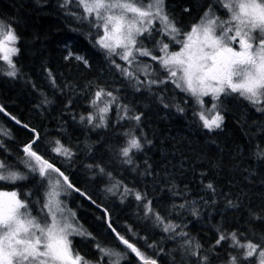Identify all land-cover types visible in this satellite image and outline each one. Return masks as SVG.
I'll return each instance as SVG.
<instances>
[{
	"label": "trees",
	"instance_id": "obj_1",
	"mask_svg": "<svg viewBox=\"0 0 264 264\" xmlns=\"http://www.w3.org/2000/svg\"><path fill=\"white\" fill-rule=\"evenodd\" d=\"M82 5L0 0L16 45L11 63L0 57V106L17 120L0 112V189L16 190L30 219L46 216L43 199L68 191L85 230L74 244L85 235L91 256L114 247L127 264H256L264 251V101L222 96L213 106L221 120L207 127L198 99L164 67L149 73L157 59L125 60L120 48L102 46V17ZM161 7L174 37L227 15L222 0ZM152 26L136 45L157 57L169 42L163 33L158 45L146 41L160 32Z\"/></svg>",
	"mask_w": 264,
	"mask_h": 264
},
{
	"label": "rangeland",
	"instance_id": "obj_2",
	"mask_svg": "<svg viewBox=\"0 0 264 264\" xmlns=\"http://www.w3.org/2000/svg\"><path fill=\"white\" fill-rule=\"evenodd\" d=\"M80 2L86 12L102 17L97 19L102 21L103 31L98 38L102 46L120 48L125 60L138 54L157 59L156 66L149 65V73L158 75L164 67L172 80L198 99L207 127H214L221 120L215 108L221 107L222 96L236 92L253 101H264V3L261 0H222L224 14L227 12L225 18L205 17L181 37H174L168 21L162 18L163 0H147L145 5L120 0ZM156 18L162 22H154ZM155 23L160 32L156 36L148 35L146 41L152 39L158 45L163 33L169 42H162L166 46L160 47L161 54L157 57L153 49L136 45L137 36ZM15 51V37L0 21V57L11 63ZM134 67L141 69L137 64ZM57 192L49 201L40 202L38 210L45 211L46 216L30 219L21 209L19 193L0 189V264H69L66 259L73 257L69 238L84 234L85 230L78 226L75 212L69 206L71 194ZM79 244L83 251H91L85 235L79 237ZM98 256L106 257V261L79 259L78 264H127L123 249L104 247L99 249ZM259 256L256 264H264V251Z\"/></svg>",
	"mask_w": 264,
	"mask_h": 264
},
{
	"label": "flooded vegetation",
	"instance_id": "obj_3",
	"mask_svg": "<svg viewBox=\"0 0 264 264\" xmlns=\"http://www.w3.org/2000/svg\"><path fill=\"white\" fill-rule=\"evenodd\" d=\"M69 248L71 249L70 251L72 252V256H69L66 260L67 263L69 264H78V260H83V259H95L97 260V258H99V261L102 260V257L96 255V256H91L90 253H92V251L90 252H86V251H83V248L81 246H76L74 244V241H73V236L69 238ZM90 247V246H89ZM64 255H67L66 253Z\"/></svg>",
	"mask_w": 264,
	"mask_h": 264
},
{
	"label": "water",
	"instance_id": "obj_4",
	"mask_svg": "<svg viewBox=\"0 0 264 264\" xmlns=\"http://www.w3.org/2000/svg\"><path fill=\"white\" fill-rule=\"evenodd\" d=\"M0 112L3 113V114H5L9 119H11L12 121H14L15 123H17V121L9 113H7L1 106H0ZM130 248L133 251V247H130Z\"/></svg>",
	"mask_w": 264,
	"mask_h": 264
},
{
	"label": "bare ground",
	"instance_id": "obj_5",
	"mask_svg": "<svg viewBox=\"0 0 264 264\" xmlns=\"http://www.w3.org/2000/svg\"><path fill=\"white\" fill-rule=\"evenodd\" d=\"M16 120V119H15ZM17 121V120H16ZM14 122V121H13Z\"/></svg>",
	"mask_w": 264,
	"mask_h": 264
}]
</instances>
